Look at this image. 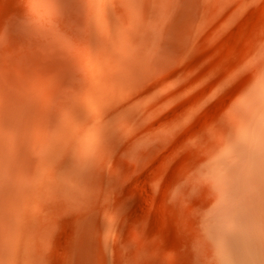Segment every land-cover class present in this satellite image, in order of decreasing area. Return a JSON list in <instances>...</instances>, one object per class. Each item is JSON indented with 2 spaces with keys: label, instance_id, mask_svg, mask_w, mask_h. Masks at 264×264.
<instances>
[{
  "label": "bare ground",
  "instance_id": "1",
  "mask_svg": "<svg viewBox=\"0 0 264 264\" xmlns=\"http://www.w3.org/2000/svg\"><path fill=\"white\" fill-rule=\"evenodd\" d=\"M211 4L23 0L6 20L0 30V264H85L79 246L63 258L52 249L60 223L74 220L83 230L98 217L95 193L117 175L121 149L138 153L166 144L169 126L149 140L143 135L149 130L140 128L176 94L165 93L176 77L169 66L178 61L172 28L183 17L195 19L200 8L211 12ZM194 21L187 23L193 32ZM249 64L257 69L254 86L244 102L228 106L231 118L189 141L198 154L171 192L181 208L193 199L185 208L200 246L188 255L191 264H264V43ZM112 160L117 168L108 170ZM108 214L98 226L114 234ZM137 237L130 239L127 264L146 259Z\"/></svg>",
  "mask_w": 264,
  "mask_h": 264
},
{
  "label": "rangeland",
  "instance_id": "2",
  "mask_svg": "<svg viewBox=\"0 0 264 264\" xmlns=\"http://www.w3.org/2000/svg\"><path fill=\"white\" fill-rule=\"evenodd\" d=\"M22 1L0 0V30L6 20L20 10ZM190 19L183 17L175 23L178 26L172 28L175 32L172 42L177 47L178 61L169 66L172 74L176 69V77L172 78L171 86L165 93L176 94L163 99L160 105L162 112L152 116L140 128L142 134L145 127L147 130L144 132L149 130L143 134L149 140L160 128L169 126L168 141L165 145H158V148L138 153L133 147L119 151L123 162L117 175L109 183L102 184L95 193L98 217L86 222L83 230L74 220L60 223L59 238L55 240L60 246L54 241L52 249L58 248L62 258L76 245L82 251L85 264H127L132 257L131 240L138 236L145 247L146 259L142 264H191L188 255L193 248L200 246L189 226L190 216L187 213L193 199L187 201L189 205L183 202L187 204L186 210L180 207L184 206L180 202L172 204L171 192L198 154L189 141L199 137L202 134L200 130L208 131L224 118H231L228 106L244 102L254 86L257 69L249 63L255 48L264 43V0H214L211 12L206 13L200 8L195 19H191L195 20V32L190 30ZM185 39L187 44H184ZM179 87L182 88L180 91L177 90ZM111 162L107 169H116L113 160ZM107 213L118 229L114 234L98 226L99 219L105 218ZM115 234L116 237H113Z\"/></svg>",
  "mask_w": 264,
  "mask_h": 264
}]
</instances>
